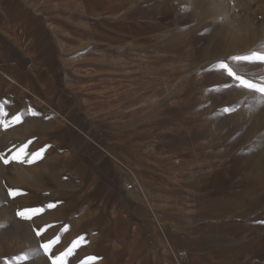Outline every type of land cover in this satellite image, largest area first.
<instances>
[{
  "label": "rangeland",
  "instance_id": "rangeland-1",
  "mask_svg": "<svg viewBox=\"0 0 264 264\" xmlns=\"http://www.w3.org/2000/svg\"><path fill=\"white\" fill-rule=\"evenodd\" d=\"M211 1H15L52 47L0 69V264H264V100L221 67L264 85V0Z\"/></svg>",
  "mask_w": 264,
  "mask_h": 264
},
{
  "label": "crops",
  "instance_id": "crops-1",
  "mask_svg": "<svg viewBox=\"0 0 264 264\" xmlns=\"http://www.w3.org/2000/svg\"><path fill=\"white\" fill-rule=\"evenodd\" d=\"M15 1L0 0V69L28 85L34 83V67L47 71L50 67L51 31L39 25L30 31L24 29L18 20L23 4Z\"/></svg>",
  "mask_w": 264,
  "mask_h": 264
},
{
  "label": "snow or ice",
  "instance_id": "snow-or-ice-1",
  "mask_svg": "<svg viewBox=\"0 0 264 264\" xmlns=\"http://www.w3.org/2000/svg\"><path fill=\"white\" fill-rule=\"evenodd\" d=\"M231 59H232L234 62H243V61H248V62L262 61V62H264V54H261V53H259V52H252V53H250L249 55H244V56H234V57H232ZM221 67L227 69L228 74H229L230 76H232V77L235 79V81L238 82V86H239V87L247 88V89L254 90V91L260 93V94H261V98H262V100H264V85H257L256 83H254V82H252V81H250V80H248V79H244L241 75L236 74V73L233 71L232 68L228 67L227 64L222 63V64H221ZM225 111H230V109H226ZM5 115H6V113H5ZM13 119H14L16 122H19V121H20V116L17 115V116H15V117H13ZM5 126H6V125H5ZM36 155L39 156L40 154L37 153ZM13 159H19V155L13 157ZM7 162H8V161L5 160V163H7ZM29 162H31V161H29ZM48 207H50V208H51V207H55V205H54V204H49ZM25 211H27V212H39V211H41V209H35V208H33V209H27V210H25ZM18 215H20V216H25V212H20V213H18ZM26 218H29V219H30L31 217H26ZM65 230H66V227H65ZM37 234L39 235V232H38ZM80 240H83V237H80ZM57 242H58V241H57ZM78 244H79V241H74L73 244H72V246L69 247V248H68L64 253H62L61 255L64 256V257H66V256H68V255H71L73 249H74L75 247H77ZM42 247L45 249V251H47V250L49 249V247H50V243H45V244L42 245ZM23 259L27 260V259H28L27 255H25V256L23 257ZM89 259L96 260L97 257H90ZM53 264H64V260L58 257V258H56V259L53 260Z\"/></svg>",
  "mask_w": 264,
  "mask_h": 264
},
{
  "label": "bare ground",
  "instance_id": "bare-ground-1",
  "mask_svg": "<svg viewBox=\"0 0 264 264\" xmlns=\"http://www.w3.org/2000/svg\"><path fill=\"white\" fill-rule=\"evenodd\" d=\"M123 1V0H122ZM213 1V2H212ZM211 3H214V5H216V7H218V9L222 11H226V12H233L236 5L235 4H230L231 3V0H212ZM99 2V0H98ZM119 2V1H118ZM131 2V1H130ZM115 3V2H114ZM236 3H240L239 0H237ZM232 5V6H231ZM124 6V5H123ZM122 6V7H123ZM214 7V6H213ZM108 10V9H107ZM94 11V9H93ZM104 12V11H103ZM98 13V12H97ZM223 13V12H222ZM230 14V13H229ZM126 19V18H125ZM262 27L264 29V21L262 23ZM111 29V28H110ZM115 31V30H114ZM264 35V34H263ZM255 45V44H254ZM258 45V44H257ZM253 46V45H252ZM254 47V46H253ZM35 74V73H34ZM41 79V78H40ZM40 81V80H39ZM149 99V98H148ZM123 103V102H122ZM133 103V102H132ZM152 103V102H151ZM137 104V103H136ZM142 104V103H141ZM130 107V106H129ZM59 122V121H58ZM75 215V214H74ZM2 263V261H1Z\"/></svg>",
  "mask_w": 264,
  "mask_h": 264
},
{
  "label": "built area",
  "instance_id": "built-area-1",
  "mask_svg": "<svg viewBox=\"0 0 264 264\" xmlns=\"http://www.w3.org/2000/svg\"><path fill=\"white\" fill-rule=\"evenodd\" d=\"M187 257V252L186 251H180V258L184 259Z\"/></svg>",
  "mask_w": 264,
  "mask_h": 264
}]
</instances>
